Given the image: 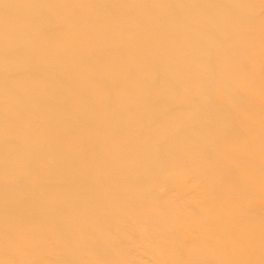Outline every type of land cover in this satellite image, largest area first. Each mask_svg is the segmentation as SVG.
Instances as JSON below:
<instances>
[{"label":"bare ground","instance_id":"obj_1","mask_svg":"<svg viewBox=\"0 0 264 264\" xmlns=\"http://www.w3.org/2000/svg\"><path fill=\"white\" fill-rule=\"evenodd\" d=\"M0 264H264V0H0Z\"/></svg>","mask_w":264,"mask_h":264}]
</instances>
